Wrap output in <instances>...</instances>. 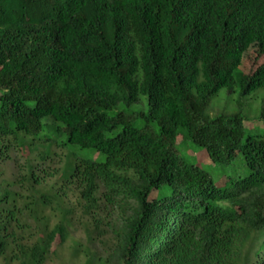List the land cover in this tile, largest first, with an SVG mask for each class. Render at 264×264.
<instances>
[{"label": "trees", "instance_id": "obj_1", "mask_svg": "<svg viewBox=\"0 0 264 264\" xmlns=\"http://www.w3.org/2000/svg\"><path fill=\"white\" fill-rule=\"evenodd\" d=\"M254 38L263 57L264 0H0V264L58 256L75 184L107 248L83 264H264V62L242 69ZM224 89L238 110L213 113ZM17 147L37 155L7 181ZM55 149L59 188L38 166Z\"/></svg>", "mask_w": 264, "mask_h": 264}, {"label": "rangeland", "instance_id": "obj_2", "mask_svg": "<svg viewBox=\"0 0 264 264\" xmlns=\"http://www.w3.org/2000/svg\"><path fill=\"white\" fill-rule=\"evenodd\" d=\"M264 62V56L260 57L258 52L257 41H252L251 46L247 49L243 56L242 61V69L245 72H250L254 68H256L259 64ZM262 94L263 93H259ZM238 99L237 91L233 94H230L227 89L221 91L220 96L216 98L211 105L210 111L213 113L217 112H228L232 113L237 111L236 100ZM260 106V98L254 97V95L247 97L246 107L244 109L245 114V123L254 124L257 123L255 118L257 116V110ZM258 124V123H257ZM256 126V125H255ZM188 148L191 150L196 151L193 147H181L180 151L181 154L187 155L189 159L193 162L198 163L201 165L205 170H207L214 180H217L220 176L223 175L224 170L220 167L215 166L214 164L210 163L208 160L205 161L204 159H199V157H194L195 154L197 156L198 153L191 155ZM55 155L52 156L51 159L46 161L43 164L39 163L40 169H49V172H52L53 175L51 178L48 179V185L59 184L60 181L58 180L57 171L59 168H62L65 165V152L61 149H55ZM37 155L35 153H27L25 149L21 147L14 148L10 153V160L2 165L3 177L7 181H12L17 176L19 169L22 170L26 169L28 159H33ZM61 183L58 185L60 187ZM66 204L70 209H72V213L70 214L72 218V224L69 226V240L67 243L59 250L58 256L53 257L49 260L46 264H83L86 261V256L84 253L85 249H90L93 253H99L105 255L107 253V248L102 246L101 240L99 236L96 237L94 242H91L88 238V230L86 229V225L91 223L90 216L86 215L83 212V207L80 203V190L77 188V184L70 187V190H67V197L65 199ZM104 207V206H103ZM113 215V211L110 210L109 207L103 208L101 212V218L105 221L112 219L116 216V212ZM48 215H51L50 210L47 211ZM113 215V217H111ZM52 220L56 222L58 220V214H54L51 216ZM107 218V219H106ZM107 242V239L104 240ZM79 243L80 246V254L75 255L74 248L75 244Z\"/></svg>", "mask_w": 264, "mask_h": 264}]
</instances>
